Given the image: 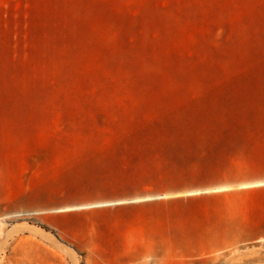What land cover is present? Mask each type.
Wrapping results in <instances>:
<instances>
[{"label":"rangeland","instance_id":"1","mask_svg":"<svg viewBox=\"0 0 264 264\" xmlns=\"http://www.w3.org/2000/svg\"><path fill=\"white\" fill-rule=\"evenodd\" d=\"M262 182L264 0H0V264H264Z\"/></svg>","mask_w":264,"mask_h":264},{"label":"trees","instance_id":"2","mask_svg":"<svg viewBox=\"0 0 264 264\" xmlns=\"http://www.w3.org/2000/svg\"><path fill=\"white\" fill-rule=\"evenodd\" d=\"M153 193L162 194L164 192H174L184 189H202L219 185V182L209 180L204 173L193 175L189 173H172L168 176L156 177L153 184ZM124 191H134L133 188H128ZM210 192H200V197L206 196ZM157 200V199H155Z\"/></svg>","mask_w":264,"mask_h":264},{"label":"bare ground","instance_id":"3","mask_svg":"<svg viewBox=\"0 0 264 264\" xmlns=\"http://www.w3.org/2000/svg\"><path fill=\"white\" fill-rule=\"evenodd\" d=\"M244 186H246V185H244ZM248 186H250V185H248ZM226 188H228V187H226ZM232 188V187H231ZM221 189H225V188H218V190H221ZM194 193V192H193Z\"/></svg>","mask_w":264,"mask_h":264},{"label":"crops","instance_id":"4","mask_svg":"<svg viewBox=\"0 0 264 264\" xmlns=\"http://www.w3.org/2000/svg\"><path fill=\"white\" fill-rule=\"evenodd\" d=\"M261 184H264V182H262Z\"/></svg>","mask_w":264,"mask_h":264}]
</instances>
